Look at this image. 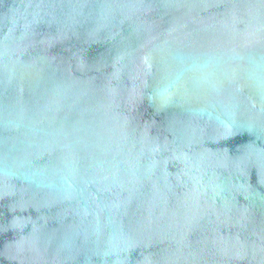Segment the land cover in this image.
Wrapping results in <instances>:
<instances>
[{
  "label": "water",
  "instance_id": "95a60500",
  "mask_svg": "<svg viewBox=\"0 0 264 264\" xmlns=\"http://www.w3.org/2000/svg\"><path fill=\"white\" fill-rule=\"evenodd\" d=\"M0 264H264V0H0Z\"/></svg>",
  "mask_w": 264,
  "mask_h": 264
}]
</instances>
